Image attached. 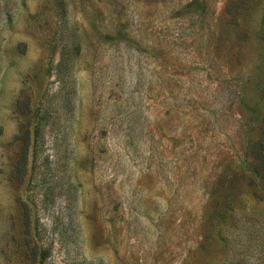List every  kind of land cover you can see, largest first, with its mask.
Here are the masks:
<instances>
[{"label": "rangeland", "instance_id": "374dc122", "mask_svg": "<svg viewBox=\"0 0 264 264\" xmlns=\"http://www.w3.org/2000/svg\"><path fill=\"white\" fill-rule=\"evenodd\" d=\"M0 264H264V0H0Z\"/></svg>", "mask_w": 264, "mask_h": 264}]
</instances>
